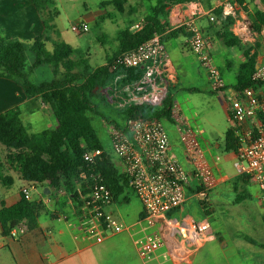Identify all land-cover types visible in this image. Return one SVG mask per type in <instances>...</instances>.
<instances>
[{
	"label": "crops",
	"instance_id": "0c3cea01",
	"mask_svg": "<svg viewBox=\"0 0 264 264\" xmlns=\"http://www.w3.org/2000/svg\"><path fill=\"white\" fill-rule=\"evenodd\" d=\"M129 1L121 13L125 19L116 40V50L106 54L107 62L118 49L120 33L128 29L131 33L136 32V27H142L148 16L145 7L129 6ZM229 2L234 5V11L232 15L225 16L221 11ZM110 4L116 7L113 1L106 6ZM192 11L198 12L195 25L207 39L214 65L226 82L227 88L222 96L211 91L207 71L190 51V34L185 25ZM257 14H264V0H192L167 9L166 18L170 28L163 40L167 51L163 76L170 84L169 98L181 103L188 120L200 131L202 148L219 181V186L209 193L208 199L204 198L193 175L192 165L183 153L175 127L166 121L172 154L189 173L186 201L179 210L169 214L168 219L173 226L190 222L209 223L211 232L203 244L188 246L165 219L154 227H148L142 222L144 210L140 201L136 198L139 203L137 207L131 199L127 201L130 195H134L132 190L126 194L125 200L113 203L107 211L127 225L135 226V231L107 234L102 243L81 241L82 224L75 215L76 207L70 197L50 190L47 184H38L32 189L36 191L34 196L29 192V201L39 205L38 228L30 229L26 222H19L5 236L0 224V264H210L219 254L225 264H264V193L257 183L238 174L235 152L226 151L227 134L232 132L242 144L247 127L238 129L232 123L225 102L230 103L236 97L241 66L249 57L257 56L255 70L264 64V26L261 34L254 31ZM228 18L234 21L229 33L240 41V46L226 44L225 39L231 40L226 36L224 27ZM179 30L183 33L170 36L171 32ZM0 31V37L7 42L31 45L44 32L42 17L31 0H0ZM46 48L49 52L54 49L50 50L47 44ZM115 77L114 82L110 83L113 89L109 87V90L121 102L111 101L110 104H117L122 110L123 105L134 102L136 86L124 82L127 78L123 70H118ZM259 91L264 94V84ZM10 109H18L30 134L58 128L49 106L39 100L28 99L14 82L0 79V114ZM117 117L106 122L109 125L116 120L124 128L126 121H123L121 112ZM102 123L109 137L107 123ZM104 147L119 173L124 175V165L113 153L111 140L109 146ZM1 149L5 148L0 145ZM1 163L5 165L6 175L13 177L14 185H0V211L19 204L22 190L27 187L15 168L7 165L5 159ZM81 185L77 183L76 189L79 190ZM62 216L67 218L63 219ZM13 231L16 233L14 237ZM150 235L159 236L164 246L148 259H142L138 244ZM241 253L245 254L244 258Z\"/></svg>",
	"mask_w": 264,
	"mask_h": 264
},
{
	"label": "built area",
	"instance_id": "2783aa9c",
	"mask_svg": "<svg viewBox=\"0 0 264 264\" xmlns=\"http://www.w3.org/2000/svg\"><path fill=\"white\" fill-rule=\"evenodd\" d=\"M233 11L234 5L229 2L221 12L229 16ZM197 16V11L190 12L185 25L190 34L188 45L207 71L211 91L222 96L227 85L214 65L207 39L195 25ZM211 20L214 21L213 18ZM140 28L136 27L137 30ZM89 29L85 22L72 28L77 34H85ZM166 58L167 51L162 37L155 35L150 41L121 54L115 60V71L139 68L144 70V77L136 87L134 102L137 105L159 110L168 100L170 84L163 76ZM252 80L255 87L237 93L230 103L225 102V109L238 129L247 127L246 138L235 153L238 174L257 183L264 193V94L259 91V87L264 84V64L255 70ZM169 111L170 123L175 127L183 153L192 165L193 175L204 198L208 199L209 193L219 186V181L202 148L200 131L188 120L180 102L172 100ZM108 134L113 153L124 165V175L129 187L143 206L142 222L148 227H154L161 219H165L173 226L168 215L184 205L189 173L172 154L171 139L165 123L157 119H130L124 128L109 124ZM105 154L104 150H95L87 152L83 157L85 167L81 173L88 192L82 197L81 204L75 211L82 224L83 233L79 238L81 241L102 243L107 234H119L127 230L133 232L136 228L107 211L114 203L112 192L105 184L102 173L96 170ZM34 187L27 186L22 190L27 200L30 189ZM57 192L59 195L66 194L64 189ZM173 229L190 247L203 244L211 232L207 222L176 224ZM12 235L14 237L16 233ZM138 245L140 257L148 259L164 246V241L157 235H150L139 241Z\"/></svg>",
	"mask_w": 264,
	"mask_h": 264
},
{
	"label": "trees",
	"instance_id": "16d2710c",
	"mask_svg": "<svg viewBox=\"0 0 264 264\" xmlns=\"http://www.w3.org/2000/svg\"><path fill=\"white\" fill-rule=\"evenodd\" d=\"M151 4L150 13L145 18L141 29L131 33L129 29L120 33L119 46L112 59H109L105 68L90 72L87 68H79L86 63H77L73 59L74 51L65 42L60 40V34L54 25L59 12L50 10V0H31L42 17L44 32L35 38L33 44L21 42L0 43V79L14 82L24 91L30 100H39L49 106L58 122V128L47 130L39 134H30L24 126L18 109H10L0 114V145L7 152L6 164L20 174L27 186L47 184L50 190L64 189L66 194L78 209L82 197L88 192L81 170L85 167L84 155L95 150H105L89 114L93 111L94 98L97 92H103L114 82L117 71L113 70L115 60L123 53L136 49L150 41L155 35H160L162 41L170 26L167 22V9L175 4H183L192 0H143ZM119 13L124 12L127 0H113ZM254 22V31L261 34L264 26V14H257ZM234 21L226 19L224 27L228 46H240L230 32ZM1 32V31H0ZM183 31H174L170 36H177ZM58 37L53 41V51L49 52L46 43L52 35ZM27 53L34 55V63L27 71ZM257 56L248 58L241 66L236 90L238 93L246 88L255 87L252 76L255 72ZM43 66L53 69L54 79L50 82L33 84L30 75ZM125 83H140L144 77V70H123ZM135 87V88H136ZM113 89V87H112ZM120 97V95H119ZM105 102H121L108 91L103 95ZM171 99L165 102L162 109L154 110L147 106H139L135 102L123 105L121 116L123 121L143 118L157 119L162 122L170 121ZM110 122V121H108ZM112 123V122H111ZM118 128H123L114 120ZM241 147L239 140L229 132L226 137V151L237 152ZM5 165L0 163V185L12 187L13 177L6 175ZM97 171L103 175L105 184L112 192L113 202H122L126 194L131 191L125 175H121L115 167L111 157L105 154L99 162ZM80 182V189L76 184ZM39 205L30 202L22 194V200L12 208H3L0 211V224L3 234L9 235L19 222H26L30 229L38 228Z\"/></svg>",
	"mask_w": 264,
	"mask_h": 264
},
{
	"label": "rangeland",
	"instance_id": "374dc122",
	"mask_svg": "<svg viewBox=\"0 0 264 264\" xmlns=\"http://www.w3.org/2000/svg\"><path fill=\"white\" fill-rule=\"evenodd\" d=\"M113 0H50V10L53 12L58 10L59 16L55 19L54 25L56 30L60 33L61 40L69 45L74 51L73 59L81 64L86 63L85 66L80 67L82 72L87 68L90 72L105 68L107 60L106 54L116 50V40L119 31L123 29L122 20L125 19L123 14L119 13L113 4L106 6L108 2L112 3ZM129 6L142 5L146 9L145 14L150 13L151 4L148 2H141L138 0H130ZM112 16V18H108ZM106 18L105 20H102ZM81 22L89 25V32L85 34H77L73 32L72 28ZM58 39L56 35L51 36V40L46 43L48 48H53V41ZM6 41L5 38L0 37V43ZM34 62V55L27 53V71ZM54 79L53 70L49 66L37 68L34 73L30 75V81L33 84H40L43 82H50ZM110 91L109 89L105 90ZM103 92H97L94 98L93 111L89 114L92 119V124L96 129L100 140L104 146H109L110 140L104 131V124L102 121H110L116 118L121 112L117 104L109 105L105 102ZM119 119V117H117ZM108 126V123L106 124ZM8 155L7 150H0V163L6 160ZM8 172V170H7ZM30 194H36L35 190L30 189ZM135 195V194H134ZM130 195L127 201L132 200V204L136 207L139 206L137 197ZM232 196H229L231 198ZM232 199V198H231ZM215 260L210 264H225L224 258L219 254ZM242 258L245 254L241 253Z\"/></svg>",
	"mask_w": 264,
	"mask_h": 264
},
{
	"label": "water",
	"instance_id": "95a60500",
	"mask_svg": "<svg viewBox=\"0 0 264 264\" xmlns=\"http://www.w3.org/2000/svg\"><path fill=\"white\" fill-rule=\"evenodd\" d=\"M46 192H47V193L49 192V191H48V189H47V191H46Z\"/></svg>",
	"mask_w": 264,
	"mask_h": 264
}]
</instances>
